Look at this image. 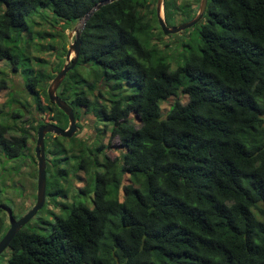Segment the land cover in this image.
Wrapping results in <instances>:
<instances>
[{
    "label": "trees",
    "instance_id": "1",
    "mask_svg": "<svg viewBox=\"0 0 264 264\" xmlns=\"http://www.w3.org/2000/svg\"><path fill=\"white\" fill-rule=\"evenodd\" d=\"M98 1L0 0V60L23 75L34 108L62 128L67 118L41 85L51 75L35 66L29 41L21 44L30 33L25 18L47 8L74 22ZM154 2L113 0L85 21L77 61L56 94L75 120L90 112L102 123L97 145L77 161L81 170L97 169L88 179L75 175L91 205L61 203L64 212H51V221L38 217L45 233L22 226L5 264H264V0H206L188 55L173 68L152 40L154 29L162 34ZM194 5L162 0L164 21L176 11L190 19ZM171 96L162 114L159 101ZM22 108H8L0 120L5 159L29 148L15 124L24 122ZM107 130L122 147L118 163L97 157ZM43 146L47 161L62 145ZM55 193L64 190L45 176V197Z\"/></svg>",
    "mask_w": 264,
    "mask_h": 264
},
{
    "label": "rangeland",
    "instance_id": "2",
    "mask_svg": "<svg viewBox=\"0 0 264 264\" xmlns=\"http://www.w3.org/2000/svg\"><path fill=\"white\" fill-rule=\"evenodd\" d=\"M183 1L186 0H174L175 3ZM189 1L195 3L194 11L196 12L199 0ZM152 5L155 7V2ZM160 15L164 19L163 9ZM201 18L205 19L204 16ZM25 20L30 33H23L21 44L24 45L26 41H29L28 50L30 55L38 58L34 63L35 66L44 68L51 75L50 78H46L41 82L42 87L46 90L49 81L57 71V67L60 63L61 65L63 64L68 44L73 40V35L68 38L67 34L73 33L74 29L79 28L80 22L79 20L74 22L64 21L54 16L47 8H37L35 12L26 16ZM184 21H186L184 16L179 11H176L172 12L169 24L165 23L168 26H172ZM153 31L152 40L157 43L158 47L166 55L170 68L183 62L184 57L188 55L190 41L197 35L195 25L169 34H158L156 29ZM71 56L72 52L70 53ZM34 64L32 63V65ZM0 70L3 71L7 81V87L0 89V108L2 111L0 120H8V117L3 115L8 108H22L21 101L28 103L26 108H22L23 115L20 120L24 119V122L17 121L15 123L18 126H22L28 134V150L24 155L15 159H5L0 153V201L11 208L15 217H19L33 204L35 199L36 160L33 148L36 132L32 126H35L36 120H42L41 124L54 122L49 119V116L46 118L45 113H41L34 108L32 100L23 91L24 78L19 71L11 70L6 60H0ZM11 97H13L12 101H10ZM178 98L181 101L186 100L183 94H180ZM173 99L174 96H171L159 101L162 114L165 113ZM75 121L77 128L71 139H69L70 137L60 136L54 138L52 133L43 138V145H46L48 149H51L52 143H60L62 145L54 154H46V158H48L46 162H49V165L52 157L58 160L49 166L45 176L48 181L54 183L56 188L64 190V194L55 193L53 196H46L43 206L25 224L26 227H30L38 233H45L48 228L47 224L38 221V217L51 221L53 219L51 212L56 214L64 212V208L60 206L61 203L70 205L71 203L81 202L88 206L91 205L89 195L78 191L84 181L76 178L75 175L77 173L88 179L89 174L97 169V167L91 166L86 170H81L78 168L77 161L80 156L88 157L90 154L89 150L93 151V147L97 145L99 136L96 134V127H101L102 123L95 122L90 112L82 114L80 119ZM132 122L137 124V120L134 117H132ZM44 140L46 141L45 143ZM100 142L105 147L98 154V159L100 160L102 154H105L109 158H116V163H118V158L122 151L118 138L109 136L107 130L101 137ZM121 179L125 183L127 175L123 174ZM89 184H91L90 181ZM3 220L7 224L5 215ZM7 252L8 249L5 248L0 253V264H5Z\"/></svg>",
    "mask_w": 264,
    "mask_h": 264
},
{
    "label": "water",
    "instance_id": "3",
    "mask_svg": "<svg viewBox=\"0 0 264 264\" xmlns=\"http://www.w3.org/2000/svg\"><path fill=\"white\" fill-rule=\"evenodd\" d=\"M113 0H99L96 4H94L88 11H86L82 17L79 19V28L74 29L73 33H68L67 37L71 38L73 35V40L68 44L66 52L64 54V62L56 71L54 76L49 81L46 87L47 98L53 102L56 107L62 111V113L67 118V125L62 128L55 123L46 122L40 124L36 128V137L35 144L33 148L35 160H36V179H35V199L33 204L19 217L15 218L12 214L11 208L0 202V209L6 213L8 226L5 229L4 233L0 237V253L8 246L9 241L13 237V235L24 226L35 214L36 212L43 206L45 201V157H44V146H43V138L46 133H52L55 136L60 137H70L76 131L75 118L73 115L72 108L56 94V89L63 79L65 73L70 70L78 58L80 39L79 34L81 29L84 26L85 21L89 18L92 12L98 9L101 5H104ZM206 0H199L197 10L194 15L177 25L168 26L166 25L164 19L160 15L162 10V0H155V16L157 20V24L162 32V34H169L179 32L185 28H188L195 23H197L204 12ZM72 52V56L70 57V53Z\"/></svg>",
    "mask_w": 264,
    "mask_h": 264
},
{
    "label": "flooded vegetation",
    "instance_id": "4",
    "mask_svg": "<svg viewBox=\"0 0 264 264\" xmlns=\"http://www.w3.org/2000/svg\"><path fill=\"white\" fill-rule=\"evenodd\" d=\"M186 1H188V2H190L189 0H186ZM194 3V2H193ZM195 4V3H194ZM198 5V4H197ZM194 13H195V11H194ZM77 120V119H76ZM75 123H76V121H75ZM40 125V124H39ZM77 128V127H76ZM48 133H46L44 136L46 137V135H47ZM1 202V201H0ZM1 210V209H0ZM3 211V210H2ZM4 212V211H3ZM4 215L6 216V213L4 212ZM3 215V216H4ZM14 216V215H13ZM15 217V216H14ZM6 218H7V216H6ZM15 218H17V217H15ZM7 226H8V222H7ZM7 228V227H6Z\"/></svg>",
    "mask_w": 264,
    "mask_h": 264
}]
</instances>
